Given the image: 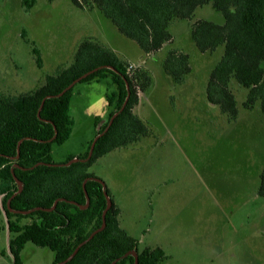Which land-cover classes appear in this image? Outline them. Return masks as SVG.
<instances>
[{
  "label": "rangeland",
  "instance_id": "1",
  "mask_svg": "<svg viewBox=\"0 0 264 264\" xmlns=\"http://www.w3.org/2000/svg\"><path fill=\"white\" fill-rule=\"evenodd\" d=\"M217 25L222 15L211 5L190 20H173L172 40L146 56L118 33L98 10H79L69 0H0V94L19 95L38 88L46 75L68 66L77 45L95 39L130 65L147 70L152 86L139 94L133 113L150 130L135 144L117 149L89 168L119 208V226L138 241V249L160 248L161 264H264V201L258 196L264 170V117L258 105L243 108L247 91L232 83L238 117L229 122L206 100L209 74L222 54L200 53L190 38L192 25ZM35 47L40 54L37 67ZM170 50L189 57L191 72L175 85L162 69ZM264 70V61L261 63ZM110 80L76 84L69 116V139L52 145L55 164L85 153L95 137L93 120L107 122ZM9 232L0 231V264H11ZM53 254L26 244L23 264H51Z\"/></svg>",
  "mask_w": 264,
  "mask_h": 264
},
{
  "label": "trees",
  "instance_id": "2",
  "mask_svg": "<svg viewBox=\"0 0 264 264\" xmlns=\"http://www.w3.org/2000/svg\"><path fill=\"white\" fill-rule=\"evenodd\" d=\"M69 1L79 10H98L119 34L135 42L146 56L156 54L171 42L168 27L173 20H190L197 8L211 5L222 15L223 23L198 20L190 31V38L200 53L211 54L222 48L207 80L206 100L217 106L229 122H234L238 110L231 85L235 83L247 91L243 108L252 110L258 105L264 117V70L261 67L264 61V0ZM21 4L30 9L34 0H21ZM31 51L40 68L39 51L35 47ZM162 69L173 84L181 85L191 72L189 57L170 50L162 62ZM91 71L76 84L110 80L113 90L106 95L110 110L107 122L98 128L101 119L95 117L93 120L95 137L101 136L88 161L52 166L55 164L51 157L52 145H63L71 134L73 122L69 108L76 84L61 93ZM151 86L152 77L147 70L140 67L131 70L129 63L113 50L89 38L77 45L68 66L46 75L35 90L15 96L0 94V231L6 229L11 236L8 242L11 264H23L21 252L26 244L48 249L53 254L51 264L65 261L80 243L101 227L106 206L102 186L93 180L85 183L89 203L81 210L76 205L86 204L82 184L86 179L96 178L89 168L98 159L150 135L147 125L133 109L139 103V94H145ZM125 101L123 110L108 126L110 118ZM91 143L78 159L87 157ZM17 153L19 157L14 159ZM15 179L23 187L12 198L17 191ZM106 193L109 196L107 189ZM258 196L264 201V170L259 177ZM57 199L65 202H58L53 211H45ZM110 200L112 204L105 215L104 229L81 246L65 264H111L129 251L137 254V264L163 263L167 257L162 249H138V241L119 226V208ZM116 264H134V259L127 256Z\"/></svg>",
  "mask_w": 264,
  "mask_h": 264
},
{
  "label": "water",
  "instance_id": "3",
  "mask_svg": "<svg viewBox=\"0 0 264 264\" xmlns=\"http://www.w3.org/2000/svg\"><path fill=\"white\" fill-rule=\"evenodd\" d=\"M93 71H91V72H89V73H87L86 75H83L82 77H80L79 79H77L76 81H74L73 83H71L66 89H64L63 91H62V93L61 94H63L64 92H66L67 90H69L70 88H72L76 83H78L82 78H84V77H86L88 74H91ZM126 88L128 89V87H127V85H126ZM60 94V95H61ZM128 95H129V93H127V97H128ZM125 104H126V101L123 103V105H122V107L120 108V110L117 112V113H115L111 118H110V120H109V122H108V126L111 124V122L113 121V119L123 110V108H124V106H125ZM37 115H39V111H38V113H37ZM101 136V134L100 135H97L96 137H94V139L92 140V143H91V145H90V148H89V151H88V155H87V157L85 158V159H78V158H74V159H71L70 161H68V162H66V163H64V164H54V165H52V166H69V165H71V164H73V163H76V162H86V161H88L90 158H91V155H92V151H93V148H94V144H95V142H96V140L99 138ZM20 143H21V141L18 143V146H17V152H18V148H19V145H20ZM18 157H19V153H17V156L14 158V159H18ZM13 168L14 167H12V169L11 170H13ZM90 180H93V181H96V182H98L101 186H102V192H103V195H104V199H105V201H106V206H105V209H104V211L102 212V216H101V219H102V224H101V227L99 228V229H97V230H95L94 232H92L90 235H89V237L85 240V241H83L82 243H80L76 248H75V250L73 251V253L65 260V261H62V262H60V263H57V264H65L66 262H68L69 260H71L73 257H74V255L76 254V252L79 250V248L81 247V246H83L84 244H86L95 234H97L98 232H101L103 229H104V227H105V215H106V213H107V211L109 210V208L111 207V200H110V197L107 195V193H106V187H105V185H104V183L101 181V180H99V179H97V178H89V179H86L84 182H83V184H82V187H83V191H84V193H85V196H86V192H85V190H84V185H85V183L87 182V181H90ZM15 183H16V186H17V191L12 195V198L13 197H15L16 195H18L20 192H21V190H22V184L18 181V180H16L15 179ZM58 202H65V200L64 199H57L54 203H53V205L51 206V208H49V209H45V211H53L54 210V208H55V206H56V204L58 203ZM69 203H71V204H73V205H76L74 202H69ZM88 203H89V201H88V198H87V196H86V204L85 205H76L79 209H81V210H84V209H86L87 208V206H88ZM7 207L9 208V201L7 202ZM10 212H14V213H22V214H26L27 212H15V211H10ZM127 256H131V257H133V259H134V264H137V254L135 253V251H129V252H127V253H125L123 256H121L120 258H118V259H116V260H114L111 264H116L117 262H119V261H121L122 259H124V258H126Z\"/></svg>",
  "mask_w": 264,
  "mask_h": 264
},
{
  "label": "crops",
  "instance_id": "4",
  "mask_svg": "<svg viewBox=\"0 0 264 264\" xmlns=\"http://www.w3.org/2000/svg\"><path fill=\"white\" fill-rule=\"evenodd\" d=\"M109 47V46H108ZM110 48V47H109ZM111 50H113L112 48H110ZM114 51V50H113ZM115 52V51H114ZM145 57H146V55H145ZM5 256H7V257H10V255H9V253H7Z\"/></svg>",
  "mask_w": 264,
  "mask_h": 264
}]
</instances>
